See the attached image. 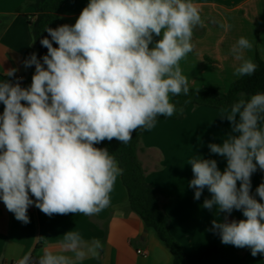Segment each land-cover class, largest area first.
<instances>
[{
	"label": "clouds",
	"instance_id": "1",
	"mask_svg": "<svg viewBox=\"0 0 264 264\" xmlns=\"http://www.w3.org/2000/svg\"><path fill=\"white\" fill-rule=\"evenodd\" d=\"M200 13L192 0H89L74 24L45 28L42 62L36 53L23 61L25 68L35 66L30 86L8 79L17 69L5 72L0 200L16 220L28 224L33 205L49 217H91L111 206L123 169L107 148L94 145L114 138L127 144L137 129L151 130L158 117L178 111L171 99L190 92L180 61L193 51L194 29L205 25ZM212 22L226 31L231 27ZM252 48L244 36L231 45L229 54L239 61L235 77L256 72L258 65L245 56ZM219 117L230 131L208 149L225 158L226 167L220 170L217 160L195 153L187 161L193 173L188 187L196 200L207 188L211 198L202 207L224 214L210 229L222 244L264 255V182L253 195L251 181L257 170L264 171V92L241 93ZM233 210L245 219L229 221ZM40 239L41 254H25L16 264H81L100 259L104 247L76 230L63 234L59 251Z\"/></svg>",
	"mask_w": 264,
	"mask_h": 264
},
{
	"label": "crops",
	"instance_id": "2",
	"mask_svg": "<svg viewBox=\"0 0 264 264\" xmlns=\"http://www.w3.org/2000/svg\"><path fill=\"white\" fill-rule=\"evenodd\" d=\"M201 9L204 27L193 33V51L180 61V67L194 89H214L226 93L238 79L233 75L236 61L229 49L244 36L253 43L245 52L254 61L264 59V0H192ZM89 0L65 3L60 20L74 24ZM36 11L30 0H0V80L5 72L17 69L12 83L30 86L35 66L25 68L23 61L36 53L33 46L32 22ZM212 21L231 25L226 31ZM37 54V53H36ZM4 105L0 102V114ZM226 108L198 107L190 109L182 120H158L155 127L142 135L138 156L146 170L147 181L159 193L171 196L166 210L171 217L172 236L189 254L197 255L217 246L221 240L210 231L213 211L202 207L205 198H211L207 188L199 200L194 189L188 187L193 178L188 159L195 153L217 160L223 170L226 160L211 154L209 143H221L230 131V123L219 116ZM252 194L264 182V171L257 170L252 177ZM239 184V182H238ZM35 199L34 197H32ZM259 201L260 198L256 196ZM264 202V201H261ZM30 222L15 219L0 200V264H14L23 255L31 253L33 259L41 254L44 237L47 247L59 251L63 234L70 230L81 232L85 240L100 239L104 244L100 259H85L81 264H174L170 249L155 233L146 230L144 222L128 208V194L118 177L111 193V206L91 217L82 213L66 215L42 213L34 205L27 212ZM245 219L242 211L233 210L228 220ZM145 250L140 254L139 250ZM198 264H264V255L253 257L247 247L226 245L218 253Z\"/></svg>",
	"mask_w": 264,
	"mask_h": 264
},
{
	"label": "trees",
	"instance_id": "3",
	"mask_svg": "<svg viewBox=\"0 0 264 264\" xmlns=\"http://www.w3.org/2000/svg\"><path fill=\"white\" fill-rule=\"evenodd\" d=\"M72 0H30L36 14L32 22L33 46L37 58L41 59L47 54L40 40L48 33L46 27L56 28L63 23L60 20L61 10L65 3ZM50 39V37H48ZM54 47H58L53 43ZM258 68L254 75L245 76L234 82L226 93L214 89H194L190 87L188 95L180 94L172 97L178 111L172 117H158V120H182L190 109L210 107L213 109L230 108L231 104L240 98L241 93L248 96L256 92H264V59L257 57L254 61ZM25 103V102H21ZM144 129H137L131 141L123 144L115 138L112 141H103L95 144L97 148H107L115 156L118 165L123 169L122 183L128 194V208L136 213L144 222L146 230H151L157 238L171 251L174 264H198L218 253L225 244L221 242L200 254L193 255L185 251L171 234V217L166 210L167 202L171 196L163 195L147 181V173L143 167L138 153L141 149V140Z\"/></svg>",
	"mask_w": 264,
	"mask_h": 264
},
{
	"label": "built area",
	"instance_id": "4",
	"mask_svg": "<svg viewBox=\"0 0 264 264\" xmlns=\"http://www.w3.org/2000/svg\"><path fill=\"white\" fill-rule=\"evenodd\" d=\"M146 251L143 249V250H139V253L140 254H144ZM14 264H16V262L14 263Z\"/></svg>",
	"mask_w": 264,
	"mask_h": 264
},
{
	"label": "water",
	"instance_id": "5",
	"mask_svg": "<svg viewBox=\"0 0 264 264\" xmlns=\"http://www.w3.org/2000/svg\"><path fill=\"white\" fill-rule=\"evenodd\" d=\"M37 264H38V262H37Z\"/></svg>",
	"mask_w": 264,
	"mask_h": 264
}]
</instances>
